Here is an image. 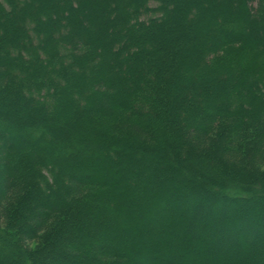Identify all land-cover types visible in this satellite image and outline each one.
Listing matches in <instances>:
<instances>
[{
	"label": "trees",
	"instance_id": "1",
	"mask_svg": "<svg viewBox=\"0 0 264 264\" xmlns=\"http://www.w3.org/2000/svg\"><path fill=\"white\" fill-rule=\"evenodd\" d=\"M196 166L239 207L201 227ZM253 197L264 0H0V264H234Z\"/></svg>",
	"mask_w": 264,
	"mask_h": 264
},
{
	"label": "rangeland",
	"instance_id": "2",
	"mask_svg": "<svg viewBox=\"0 0 264 264\" xmlns=\"http://www.w3.org/2000/svg\"><path fill=\"white\" fill-rule=\"evenodd\" d=\"M199 71H198V69L195 70V68L194 69H190V70L187 71V72H189L188 73V76L189 77H193L194 80H198V78L200 76L199 75L200 74ZM181 76L182 77L180 78L179 81L182 83V85H185L186 84V81L183 82L185 80V78H183V77H185V76H183L182 74H181ZM185 86L188 88L189 87V84H186ZM190 94H192V93H190ZM212 140H213V138H212ZM164 152H166V151H164ZM92 155L93 156H96V157H93V161H95V164L96 165H98L99 163H102L101 165L104 166L103 168L106 171L110 170V166L109 165H106V162L104 161L103 153L98 152V153H95V154H92ZM158 155L161 157V154H158ZM156 162L159 164V166H162L164 168V165L163 164L165 162L161 163V161H160L159 158L158 159L156 158ZM175 167H176V165H175ZM198 170L204 171L203 169H201L200 166H198V168L196 166L195 168H186V171H183L184 172L183 174H184V177L186 178V180H188V181L189 180H195L196 182L202 183V185L204 186V189H205L204 191L201 192L202 194L203 193H206L208 191H213V190L214 191H217L218 189H221V191H218V193H217L216 196H214V197H208V198H203L201 200V205H203V207L206 209V211L202 209L201 211L203 213L200 212L199 216H198V214L193 213L192 205L191 204L194 201L190 197H188L189 195H188L187 192H186L187 195L185 194V196H186L185 199H182V197H179L180 200H178V203L182 204V210H184V212H185L184 219L186 217H188V216L189 217H192L193 216L194 218H196V217L198 218L199 217V220H200V223H201L199 226L201 227L202 224L205 225V223H206L205 216H207V219H209L210 221L212 220L211 222H215V221H213V215L214 214H216V215L218 214L216 212L217 210H215L217 208V206L220 207V206H222L224 204L223 202L225 201V197L222 196L221 193H222V191L224 192L225 190H224L223 187L220 188V186L216 187L215 185H212V183H210L207 180L206 177L200 178L201 176L199 175V171ZM133 187H135V185H133ZM107 191L109 192L110 191V188H108ZM188 192H189V194L192 195L193 193H195V190L192 189V190H189ZM235 194L237 195V192H235ZM224 205H225V207L229 211H234L236 208H239L235 204L233 205L231 203L224 204ZM240 207H242L244 209H248L249 208L248 209L249 210L248 211L249 213L252 212L250 210L251 208L252 209L253 208H260V209L262 208L261 210L264 213V199L253 197L250 201H247L246 204H240ZM224 212L225 211L222 212V214H224V216L222 217V221L226 222V220H227V214L228 213L225 212L226 213L225 214ZM245 225L247 227V230L249 231L250 237L247 236L248 238L246 237L245 238V242L242 243L243 246L241 245V249H244L245 250V251H243L244 253L240 256V258H238L235 261H233V263L234 264H260L259 263V260L256 261L255 257L252 255V251H253L252 249H254V246H257V242H256L255 239L257 237H261V236L264 237V229L262 230V228L260 226H256L255 227V230H254L253 227H252V224L250 222H247V221H245ZM216 226H217V224H216ZM253 226H254V224H253ZM229 230L230 229H228V230L226 229V230H223V231H224V233H226V231H229ZM161 231H162V229H161ZM230 234H231V232L229 233V235ZM225 242H227L226 239H224L223 245H225V244L228 243V242L227 243H225ZM171 251L172 250H170V252ZM18 262H19V260L17 259L16 256L10 258V260L7 261V263H9V264H18ZM176 262L177 263H180L181 262L180 264H184V263H187V260L184 259V258H182V259L177 258L176 259ZM144 263H145V261H143V264Z\"/></svg>",
	"mask_w": 264,
	"mask_h": 264
},
{
	"label": "bare ground",
	"instance_id": "3",
	"mask_svg": "<svg viewBox=\"0 0 264 264\" xmlns=\"http://www.w3.org/2000/svg\"><path fill=\"white\" fill-rule=\"evenodd\" d=\"M217 195V193L216 192H212V191H208V192H206V193H201V192H196L194 195H193V199H194V201L195 202H197V206H199V203L201 204V200L203 199V198H208V197H214V196H216ZM211 212V211H210ZM221 217V214H214L213 215V219H218V218H220Z\"/></svg>",
	"mask_w": 264,
	"mask_h": 264
}]
</instances>
